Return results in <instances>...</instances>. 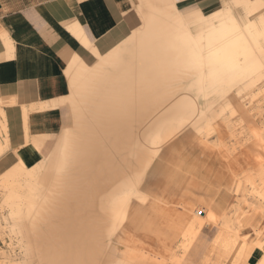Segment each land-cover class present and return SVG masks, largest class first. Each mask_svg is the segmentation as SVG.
I'll use <instances>...</instances> for the list:
<instances>
[{
  "label": "rangeland",
  "instance_id": "obj_1",
  "mask_svg": "<svg viewBox=\"0 0 264 264\" xmlns=\"http://www.w3.org/2000/svg\"><path fill=\"white\" fill-rule=\"evenodd\" d=\"M129 1L138 26L117 52H132L135 78L158 90L144 85L138 90L151 97L127 105L124 144L108 148L96 131L97 160L78 168L71 152L59 164L68 131L70 142L80 135L75 112L91 123L83 104L98 88L76 91L69 65L68 99L76 104H67L68 122L50 153L0 177V264L56 257L60 264H264V0H218L208 14L193 0ZM147 19L155 23L153 41L142 47L159 52L165 41L162 69L140 53L136 38L144 32L134 36ZM67 28L84 48L92 44L80 25ZM100 60L85 72L92 81L99 69L119 78L116 59ZM87 131L80 142H89ZM116 196L124 218L110 211Z\"/></svg>",
  "mask_w": 264,
  "mask_h": 264
},
{
  "label": "crops",
  "instance_id": "obj_2",
  "mask_svg": "<svg viewBox=\"0 0 264 264\" xmlns=\"http://www.w3.org/2000/svg\"><path fill=\"white\" fill-rule=\"evenodd\" d=\"M193 5L206 14L219 9L218 0H193ZM75 24L105 54L138 20L129 0H0L1 142L7 138L0 177L17 164L42 162L68 122V106L61 104L71 91L67 69L74 56L86 66L97 60L68 30ZM52 103L56 106L41 108Z\"/></svg>",
  "mask_w": 264,
  "mask_h": 264
},
{
  "label": "bare ground",
  "instance_id": "obj_3",
  "mask_svg": "<svg viewBox=\"0 0 264 264\" xmlns=\"http://www.w3.org/2000/svg\"><path fill=\"white\" fill-rule=\"evenodd\" d=\"M153 24H155V23L152 20L147 19L146 22L144 23L143 27L138 28V30H136L134 32V36L137 35V32L140 30L144 32L141 35V37L135 36V37H138V38H136V39H138L137 41L139 43L138 47L141 46V50H140L141 52L140 53H144L146 55L147 64L152 58L159 59L160 64H159V66H156V68L162 69L163 67H165V64L163 63V61H165L166 56L169 55V52L165 51V49H167L165 47L166 46L165 41L162 40L156 44L158 47L161 48V51H159V52H156V48L153 45H151L150 49H148V46L142 47L143 46L142 44L144 43V41L145 42L153 41V39L151 38V36L149 34L152 31V29L154 28ZM134 36L132 35V37H130L126 42L129 43L130 41H132L133 40L132 38ZM159 36L163 37L164 35L159 33ZM168 42H170V41H168ZM171 43L173 44V46H174L173 49L175 51V49L177 48L178 42H176V44H174V41ZM5 44L8 45L7 43H5ZM172 47H170V48H172ZM8 49L9 48L6 49L7 53H8ZM86 49L90 50L92 52V54L95 57H97L98 62L101 61L100 58L104 59V57L108 61L116 59L115 60V68H116V74L119 76V78H116L113 80L110 77L112 74L111 75H105L103 73V71L102 70L100 71V69H99L98 72L94 71V74L97 76H96V79H94V81H92L93 79H90L86 75L85 72L89 71V70L91 71V69L98 68L97 67L98 62H97V65L96 64L94 65L95 66L94 67V66H86L84 64L83 60L78 56L75 57L76 59H73L74 61H73V67H72V69H73L72 74L74 75L73 76L74 81H75L74 82V88H76V91H78V90H81V91L86 90L87 91L89 89L92 90L93 86H95L97 83L99 85V86L96 85V88L98 87L96 90V93L93 92V91H95V89L93 88L94 90L90 92V97L89 98L86 97L87 106L83 104V106H85L88 109V112H86L84 114L88 115L89 118L91 119V123H89V125L91 127L89 128V125H87V123H83L85 121L81 119L82 115L80 112H75V117H76L75 120H76V124H77L76 130H77V132H79L80 135H77L76 130H75V133H73V134H76V135H74L75 138H73L74 141L70 142V138H71L70 136L71 135L69 134V131H68V135L66 134V136L64 138V144H63L64 146L61 148V150L59 149L61 153H60V157L58 156L59 160L57 162H59V164H61V159H62L61 157L64 153L70 154L71 152H74V153H76L77 158L80 160V161H78V168L87 167L88 165H90V162H92L94 159L97 160L100 157L99 155L101 154L102 148H99L100 144H98V147H95L93 136L91 135V134H93V132H96V131L99 132L98 135L100 136V138L102 140H105V142L108 145V148H113V147H116L117 145L120 146V145L124 144L127 141L129 134H127L126 130H123L122 124L125 123L126 121L121 117H124L125 119L127 118L126 117L127 114L124 115L125 113H128L127 108H126L127 105L130 103L135 104V102L137 100H141L144 102L151 97V96H147L145 94L140 93V90H138L140 87H142L144 85H147L150 89H152L154 91L158 90L155 88V86H157L156 82L152 81L150 83H143L142 81L137 80L135 78V76H136V73H134L135 65H133L131 62H129L130 60H134L132 52H130L129 55H128V53H126V51L123 54H121L122 51L120 52V54H118V52H117L118 48L114 47L111 50H109L107 53L100 54L98 52V50L94 47L93 44L88 46ZM128 49H127V51H128ZM142 51H144V52H142ZM127 55H128V57H127ZM173 57H175V56H173ZM228 57L229 56H226V58H228ZM172 59L174 60L175 58H172ZM168 60H170V56L168 57ZM148 67H151V65H149ZM70 68L71 67H69L68 69H70ZM68 69H67V71H69ZM95 80H98V81L96 82ZM81 91H80V93H81ZM84 93L85 92L81 93L82 97H83ZM134 93H136V95H134ZM85 95H87V94H85ZM87 96H89V95H87ZM71 100H69L68 97H66L63 99L62 104L71 105V103H73V102L76 104V102L74 100H72V102H71ZM82 101L84 103L85 99H83ZM76 107L78 108L77 105H76ZM80 120H82L84 127L80 123ZM88 129H89V134H87V135H89V137L86 135H85V137H87L89 139V142H86V140L83 141L84 143L82 141L80 142L78 138H80L82 136L81 134L83 133V130H85V132H86ZM96 134H97V132H96ZM109 135H110V137H109ZM83 139H85V138H83ZM69 142L73 145H71ZM70 145L73 147V149L70 148L71 147ZM137 149H138V147L134 146L132 149V152L134 154H136ZM138 154H139V149H138ZM115 201H117V196L115 197L114 202ZM108 202L109 203H107V204L111 203V198L109 199ZM125 210H126V207L122 206L120 204V202H115L114 205L112 204V207L110 208V211L111 212L113 211L115 216L118 215L119 218L120 217L124 218ZM130 217H131V215H130ZM126 219H127V217H126ZM84 244H86V249H87L89 247V241L88 240L85 241ZM72 259L73 258H71L70 260H72ZM61 260L62 259H60L59 257L52 258L51 263L52 264H60L59 262Z\"/></svg>",
  "mask_w": 264,
  "mask_h": 264
},
{
  "label": "built area",
  "instance_id": "obj_4",
  "mask_svg": "<svg viewBox=\"0 0 264 264\" xmlns=\"http://www.w3.org/2000/svg\"><path fill=\"white\" fill-rule=\"evenodd\" d=\"M201 211H198V215H201V213H200Z\"/></svg>",
  "mask_w": 264,
  "mask_h": 264
}]
</instances>
